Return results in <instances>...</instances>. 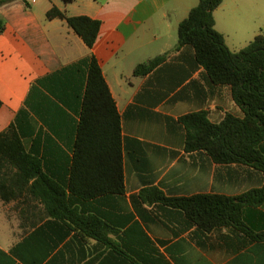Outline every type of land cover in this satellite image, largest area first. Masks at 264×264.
<instances>
[{
  "label": "crops",
  "instance_id": "0c3cea01",
  "mask_svg": "<svg viewBox=\"0 0 264 264\" xmlns=\"http://www.w3.org/2000/svg\"><path fill=\"white\" fill-rule=\"evenodd\" d=\"M77 1L0 6L6 22L0 133L16 123L49 179L44 194L31 188L34 180L22 188L9 181L16 197L10 203L0 197V264H264V202L244 205L249 234L233 226L206 231L184 210L155 199V190L190 198L264 189L261 169L218 163L187 148L183 116L205 111L213 123L244 116L231 87L211 82L193 48L175 50L178 26L198 3L83 0L84 11L75 12ZM53 6L101 20L95 45L88 47L66 21L49 20ZM165 53L167 60L152 73L134 75L139 64ZM90 56L121 115L125 191L84 198L68 186L88 77L83 61ZM55 184L65 188L78 225L49 214L43 199L55 198Z\"/></svg>",
  "mask_w": 264,
  "mask_h": 264
},
{
  "label": "trees",
  "instance_id": "16d2710c",
  "mask_svg": "<svg viewBox=\"0 0 264 264\" xmlns=\"http://www.w3.org/2000/svg\"><path fill=\"white\" fill-rule=\"evenodd\" d=\"M13 1L16 0H0V6ZM222 3L223 0H199L178 26L175 50L193 48L197 62L204 66L211 82L231 87L232 97L242 108L244 116L228 114L222 122L213 123L205 111L187 114L181 118L186 128V145L190 151L207 152L218 163H247L264 171L261 147L264 143V35H257L240 51H232L223 33L216 29L214 12ZM46 17L66 21L90 48L95 45L102 26L99 19L87 15L69 16L57 6H53ZM5 29L6 22L0 14V34ZM168 56L165 53L139 64L134 75H149ZM83 63L87 65L88 77L68 187L73 194L84 198L106 193L122 194L125 180L121 115L96 57L90 56ZM2 106L0 101V109ZM10 180L20 188L34 180L31 188L39 189L41 194L48 192L44 190L49 179L42 162L28 152L16 123L0 133V197L5 203L16 197L15 193L9 194ZM55 186V198L52 201L43 199L49 214L78 225L79 218L68 204L65 188ZM155 192L157 201L184 210L206 231L233 226L246 232L244 205L264 202V189L240 197L197 195L167 198L162 192ZM259 236L264 238V233Z\"/></svg>",
  "mask_w": 264,
  "mask_h": 264
},
{
  "label": "rangeland",
  "instance_id": "374dc122",
  "mask_svg": "<svg viewBox=\"0 0 264 264\" xmlns=\"http://www.w3.org/2000/svg\"><path fill=\"white\" fill-rule=\"evenodd\" d=\"M33 1L26 0V3L32 5ZM36 1L39 4L45 2V0ZM54 1L62 2V0ZM82 1H77L79 8L74 10L75 12L84 11ZM198 1L194 2L198 3ZM214 16L217 29L223 33L226 44L232 51H240L257 35H264V0H223L221 6L215 10Z\"/></svg>",
  "mask_w": 264,
  "mask_h": 264
}]
</instances>
